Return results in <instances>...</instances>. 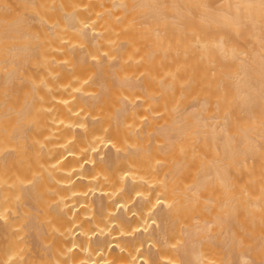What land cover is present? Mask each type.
Instances as JSON below:
<instances>
[{
    "label": "bare ground",
    "instance_id": "obj_1",
    "mask_svg": "<svg viewBox=\"0 0 264 264\" xmlns=\"http://www.w3.org/2000/svg\"><path fill=\"white\" fill-rule=\"evenodd\" d=\"M0 264H264V0H0Z\"/></svg>",
    "mask_w": 264,
    "mask_h": 264
}]
</instances>
